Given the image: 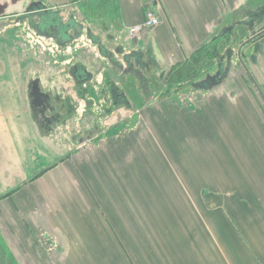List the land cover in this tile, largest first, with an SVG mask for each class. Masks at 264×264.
Returning a JSON list of instances; mask_svg holds the SVG:
<instances>
[{"label":"crops","instance_id":"0c3cea01","mask_svg":"<svg viewBox=\"0 0 264 264\" xmlns=\"http://www.w3.org/2000/svg\"><path fill=\"white\" fill-rule=\"evenodd\" d=\"M3 1L26 25L74 13L110 49L140 54L143 75L204 85L187 106H140L142 131L72 149L35 125L28 74L0 77V264H264V110L229 75L234 45L264 38V0ZM150 11L160 23L130 36Z\"/></svg>","mask_w":264,"mask_h":264},{"label":"rangeland","instance_id":"374dc122","mask_svg":"<svg viewBox=\"0 0 264 264\" xmlns=\"http://www.w3.org/2000/svg\"><path fill=\"white\" fill-rule=\"evenodd\" d=\"M17 40L22 43L24 42L26 45L18 46L16 44ZM257 41H259L258 47L257 45L252 47L251 44H248L243 50H238L237 45H234L235 49L231 48L233 51V60H235L234 62H236V64H231L229 75L231 72L235 73V69L238 68L243 74L247 85L252 89L260 108L264 110V38L262 37L261 40ZM76 45V48L74 46V48H69V53L67 52V56L64 58L66 62L63 64V67L68 65L73 57L78 56L81 60L86 61L93 68L97 69L99 75L97 76V84L95 82L94 84L86 83L82 86L84 91L82 94L80 88L76 87L73 80L68 77L62 79L67 92L72 93V105H77V103L79 105V111L75 118V122L78 125L76 129H73L71 127V122H67L65 127H61V129L57 130V134L61 133V137L57 139L72 149H75L76 146L78 147L79 143H86L101 136L110 135L115 132L119 133V131L124 132L125 129L128 130L132 127H137L135 129L137 131L141 128L140 131L144 130L145 120L142 119V116L140 118V116L136 114L138 108L142 105L156 103L161 99H167L168 102L174 101L175 103L178 102L187 106L193 104L194 101L197 100L196 95L198 93L196 91L198 87L194 86L190 81L176 85L175 83L179 81V78L178 80L171 79L167 77V75L161 76L160 74H153L151 71H148V73L144 72L146 74L143 75V79L138 80L133 75H127L125 73L119 74L116 70L109 67L107 61L101 59L97 55L96 48H92L85 36L82 42ZM255 47L257 48L255 49ZM48 48L50 47L45 44L42 45L41 40L28 31L26 24L22 27L20 26L15 27V29L7 30L0 38V59L3 61L0 74L22 73L23 75H27L35 66L39 68H44L43 66H52L55 69L60 61L55 53V49L51 47L53 51H50ZM89 49H91V51H88ZM239 55L242 56L248 71L240 62ZM9 57L14 58V60L15 57L22 60L17 69H15V65L12 67L4 64ZM252 61L255 62V64H252ZM262 63L263 65H261ZM215 68L216 67L213 66L211 71L213 72ZM198 69H200V77L204 78L203 70L206 69V64L199 65ZM208 72L210 71L208 70ZM105 73H109L112 81H115L120 89L125 91L127 99L132 103V109H127L125 105L121 103H116L115 106L113 105L107 84L104 81ZM96 87L99 89L101 88V91H99L101 95L97 94V91H95ZM77 91L78 94L76 95L75 93ZM139 123H141V125H139ZM143 125L144 128L142 127ZM71 131L76 133V138L69 137L68 133ZM65 134L68 136L65 137ZM80 136L83 139L82 142L80 140L81 138L79 139Z\"/></svg>","mask_w":264,"mask_h":264},{"label":"flooded vegetation","instance_id":"af4514ba","mask_svg":"<svg viewBox=\"0 0 264 264\" xmlns=\"http://www.w3.org/2000/svg\"><path fill=\"white\" fill-rule=\"evenodd\" d=\"M11 1L15 3V0ZM5 13H15V11L8 10V2L0 0V38L7 30L15 29V27H22L28 21L25 15L21 18H15V14L7 15ZM257 13H264V1L261 3ZM40 15H42V20L40 22L33 21L29 24L30 26L27 25V29L29 32L34 33L36 27L38 30V36L36 37L41 40L42 45L45 44L50 47L48 50L53 51V49H55L60 63L55 69L52 66H43L44 68L35 66L30 70L27 85L28 108L35 125L40 129L46 130L48 135L57 139L61 137V133L57 134V130L61 129V127H65L67 122H71V127L73 129H76L78 125L75 122V118L79 111V105L78 103L77 105H72V93L67 92L62 79L68 77L73 80L76 87L80 88L82 94L84 92L82 86L86 83H96L97 76L99 75L97 69L93 68L86 61L81 60L78 56L73 57L71 62L63 67V64L66 62L64 58L67 56V52L69 53V48H76V44L82 42L85 36L92 48H96L97 55L101 59L107 61L109 67L116 70L118 73L124 71L133 72L137 77L142 79V69L148 68V64L142 60V56L138 53L125 52L122 47L110 49L99 37L83 28L74 13H70L67 17L58 15V13L53 17H50L49 13H41ZM21 20H23V24ZM262 30H264V27L260 31H257L256 34H259ZM261 35H264V32ZM250 38L251 37L247 40ZM16 44L20 46L26 45L19 40L16 41ZM51 47L53 49H51ZM88 51H91V49ZM213 52H217L216 47ZM226 56L227 58L231 56L230 50L227 51ZM117 57H121V59ZM2 67L3 61L0 59V69ZM224 71L226 72V69L223 66H219L214 74L206 75L207 78H205L204 82L211 83L217 79H221L225 74ZM3 75L4 74H0V77ZM104 81L107 84L114 106L116 103H121L125 106L129 105L125 91L121 90L120 87L112 81L109 73L104 74ZM198 85L203 86L204 84L200 82ZM104 87L106 88L105 85ZM100 89L98 87L95 88V91H97L99 95H101V92H99L101 91ZM75 94L77 95L78 91ZM68 135L69 137L76 138V133L74 131L69 132ZM68 135L65 134V137ZM79 139L81 142L83 141L81 136Z\"/></svg>","mask_w":264,"mask_h":264},{"label":"built area","instance_id":"2783aa9c","mask_svg":"<svg viewBox=\"0 0 264 264\" xmlns=\"http://www.w3.org/2000/svg\"><path fill=\"white\" fill-rule=\"evenodd\" d=\"M160 23V18L155 12H148L147 17L142 24H137L129 29L130 36H139L145 28H152Z\"/></svg>","mask_w":264,"mask_h":264},{"label":"water","instance_id":"95a60500","mask_svg":"<svg viewBox=\"0 0 264 264\" xmlns=\"http://www.w3.org/2000/svg\"><path fill=\"white\" fill-rule=\"evenodd\" d=\"M38 20L39 22L42 20V15H40V14H37V15H35L33 18H32V20ZM23 20H21V22H22ZM264 31H261L258 35H260V34H262ZM257 35V36H258ZM253 38L251 37L249 40H247L246 42H245V44H247L250 40H252ZM244 44V45H245ZM239 60H240V62L245 66V69L248 71V69H247V67H246V65H245V63H244V61H243V58H242V56L241 55H239ZM196 86H199L198 84H195ZM260 90V89H259ZM263 95V94H262Z\"/></svg>","mask_w":264,"mask_h":264}]
</instances>
